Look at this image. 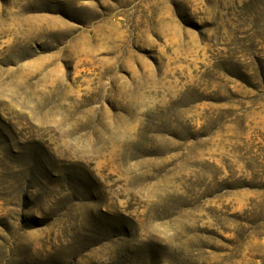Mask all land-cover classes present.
I'll return each instance as SVG.
<instances>
[{"label":"rangeland","instance_id":"rangeland-1","mask_svg":"<svg viewBox=\"0 0 264 264\" xmlns=\"http://www.w3.org/2000/svg\"><path fill=\"white\" fill-rule=\"evenodd\" d=\"M0 264H264V0H0Z\"/></svg>","mask_w":264,"mask_h":264}]
</instances>
